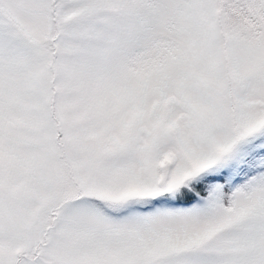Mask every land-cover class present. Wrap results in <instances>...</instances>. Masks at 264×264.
I'll return each mask as SVG.
<instances>
[{"label": "snow or ice", "instance_id": "obj_1", "mask_svg": "<svg viewBox=\"0 0 264 264\" xmlns=\"http://www.w3.org/2000/svg\"><path fill=\"white\" fill-rule=\"evenodd\" d=\"M0 264H264V0H0Z\"/></svg>", "mask_w": 264, "mask_h": 264}]
</instances>
